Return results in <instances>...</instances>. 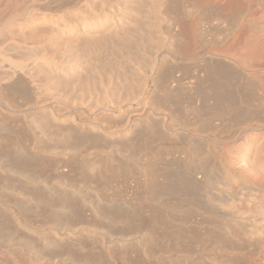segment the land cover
<instances>
[{
	"label": "rangeland",
	"instance_id": "rangeland-1",
	"mask_svg": "<svg viewBox=\"0 0 264 264\" xmlns=\"http://www.w3.org/2000/svg\"><path fill=\"white\" fill-rule=\"evenodd\" d=\"M258 2L256 18L263 22L264 0ZM243 19L240 34H245ZM214 31L201 39L198 58L175 69L184 85L198 74L205 55L218 58L215 51L226 49L228 32ZM250 36L243 35L236 49L245 60L246 66L237 64V81L252 97L248 109L237 103L236 111L209 122V107L203 114L187 97L175 98L157 107L150 125L155 134L178 141L166 140L148 154L133 153L125 144L115 154L108 141H76L69 153L35 152L25 114L16 115L29 153L0 157V264H264V256H249L238 240L264 234L258 222L264 212L253 223L254 233L233 225L245 212L264 206V25ZM17 102L18 110L30 108ZM146 115L124 109V119L108 128L125 131ZM177 118L186 121L180 126ZM9 140L4 146L14 148L15 138ZM245 191L252 194L244 196ZM240 206L248 210L238 215Z\"/></svg>",
	"mask_w": 264,
	"mask_h": 264
},
{
	"label": "bare ground",
	"instance_id": "bare-ground-1",
	"mask_svg": "<svg viewBox=\"0 0 264 264\" xmlns=\"http://www.w3.org/2000/svg\"><path fill=\"white\" fill-rule=\"evenodd\" d=\"M62 2L65 5L61 6ZM256 3L257 0H0V157L29 153L21 144L23 134L16 123L19 121H15L18 114L26 116L31 138L37 141L32 149L35 152L69 153L68 146L74 147L76 141H108L115 154L124 144L132 147L133 153L148 154L153 146L173 139L164 132L155 134L150 119L156 109L175 98L187 97V102L203 114L209 107V122L220 121L223 113L236 111L237 103L246 109L252 97L237 81V64L245 65V60L236 49L243 35L251 37L264 25V20L256 18ZM241 16L245 23L242 37L238 31ZM220 29L228 32L226 49L215 51L218 58L205 55L202 64H197L198 74L191 75L193 81L184 85L176 78L175 69L198 58L203 48L199 46L201 39ZM17 101L31 104L27 106L30 108L18 110ZM132 108L145 111L147 118L127 126L125 131L123 126L112 132L109 122L124 119V109ZM35 110L39 112H31ZM184 118H177V125L181 126ZM11 138L16 143L8 150L5 146ZM45 143L55 146L42 149ZM218 167L228 174L222 163ZM240 208L236 214L248 210ZM263 212L264 206L257 205L245 212L246 216L234 220L233 225L254 233L253 223ZM262 216L258 222L263 227ZM244 236L237 238L248 247V255L263 257L264 234Z\"/></svg>",
	"mask_w": 264,
	"mask_h": 264
}]
</instances>
